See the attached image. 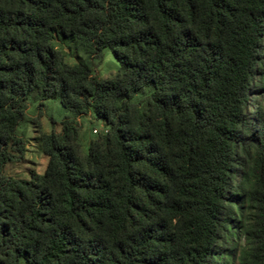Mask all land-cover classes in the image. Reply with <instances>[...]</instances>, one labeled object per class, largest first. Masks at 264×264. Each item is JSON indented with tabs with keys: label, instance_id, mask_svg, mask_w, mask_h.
Wrapping results in <instances>:
<instances>
[{
	"label": "trees",
	"instance_id": "obj_1",
	"mask_svg": "<svg viewBox=\"0 0 264 264\" xmlns=\"http://www.w3.org/2000/svg\"><path fill=\"white\" fill-rule=\"evenodd\" d=\"M0 264H264V0H0Z\"/></svg>",
	"mask_w": 264,
	"mask_h": 264
},
{
	"label": "rangeland",
	"instance_id": "obj_2",
	"mask_svg": "<svg viewBox=\"0 0 264 264\" xmlns=\"http://www.w3.org/2000/svg\"><path fill=\"white\" fill-rule=\"evenodd\" d=\"M67 57L66 60L71 64H77L82 60L76 45L71 42L65 44ZM121 65L115 56L109 51H105L104 61L96 70L95 76L106 78L111 74L118 73ZM40 113H42V116ZM28 116L30 119H36L35 123H27L26 139L28 142L25 159L19 163H11L6 168V174L13 178L29 180L30 173L36 171L44 173L47 166V157L43 154L40 145V132L50 133L52 130L60 131L64 116L60 113V105L53 102H47L46 107L39 111L38 105L31 104ZM51 119L54 121L52 124ZM83 124L82 143L87 145L88 141L96 138L95 130L99 133L106 129L103 121H95L93 117L87 116L79 120Z\"/></svg>",
	"mask_w": 264,
	"mask_h": 264
},
{
	"label": "bare ground",
	"instance_id": "obj_3",
	"mask_svg": "<svg viewBox=\"0 0 264 264\" xmlns=\"http://www.w3.org/2000/svg\"><path fill=\"white\" fill-rule=\"evenodd\" d=\"M95 133H97V131H95Z\"/></svg>",
	"mask_w": 264,
	"mask_h": 264
},
{
	"label": "built area",
	"instance_id": "obj_4",
	"mask_svg": "<svg viewBox=\"0 0 264 264\" xmlns=\"http://www.w3.org/2000/svg\"><path fill=\"white\" fill-rule=\"evenodd\" d=\"M96 131V130H95Z\"/></svg>",
	"mask_w": 264,
	"mask_h": 264
}]
</instances>
